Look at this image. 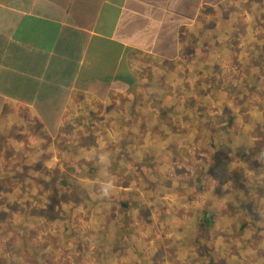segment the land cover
<instances>
[{"label": "crops", "instance_id": "crops-1", "mask_svg": "<svg viewBox=\"0 0 264 264\" xmlns=\"http://www.w3.org/2000/svg\"><path fill=\"white\" fill-rule=\"evenodd\" d=\"M259 18L264 24V0H0V264L21 261V255H12L6 237L12 234L11 227L21 231L30 221L24 213L38 198L32 193L33 179L42 188L49 180H69L66 175H73L64 172V163L82 158L90 165L86 181L79 182L82 188L98 197L101 185L112 179L111 193L128 195L127 185L112 172L110 159L100 161L104 179L97 183L95 155L112 147L122 130L130 131L127 121L132 110L123 102L125 97L135 90L150 93L151 86L160 83L177 86L181 81L189 93L206 86L211 94L206 98L211 99H223L228 81L237 97L241 93L248 101L255 92L260 94L254 112L250 107L218 104L217 111L196 126L199 147L213 151L194 147L178 159L192 162L204 184L231 176L232 191L220 199L221 207L230 199L243 204L246 222L241 225L264 228V79L260 75L264 25L255 26ZM121 74L133 77L134 87L113 86ZM253 117L258 122H252ZM66 126L74 130L71 138L64 135ZM67 144L78 149L65 153ZM85 147L91 150L82 156L79 148ZM67 180L63 187L75 188ZM194 190H177L176 199L161 197L155 212L150 210L157 204L142 203L144 193L137 190L129 198L140 204L141 218L132 222V231L127 232L123 222L104 221L101 230L88 235V242L97 248L103 242L114 264H130L131 256L136 259L133 264H170L163 263L154 248L138 246L142 241L150 247L151 237L157 235L168 246L177 244L173 253L182 263L185 251L178 226L183 228L186 222L176 219L175 213L212 199L207 190ZM73 239L85 243L86 249V240ZM132 242L136 252L131 255L123 247ZM26 245L24 239L14 251L21 248L27 259L49 264L47 256ZM89 249V254H82L88 259L93 255Z\"/></svg>", "mask_w": 264, "mask_h": 264}, {"label": "rangeland", "instance_id": "rangeland-1", "mask_svg": "<svg viewBox=\"0 0 264 264\" xmlns=\"http://www.w3.org/2000/svg\"><path fill=\"white\" fill-rule=\"evenodd\" d=\"M259 15L263 16L260 13ZM259 20L260 18L256 19V27L264 25L260 24ZM260 75L264 79V70ZM177 84V86L153 84L151 87L154 91L150 93L141 95L145 90H141L140 94L135 90L129 98L126 96L124 101L120 99L132 110L131 113L129 112L127 121L130 131L122 130L123 133L118 141L113 142L112 147L105 148L95 155L96 179L97 183L104 179L102 173L104 165L102 166L100 161L103 158L110 159L112 172L119 174V183L126 184L129 189L127 196L124 192L117 191L108 196L96 197L95 194L82 188L79 182L86 181L84 177L88 174L90 167L89 162L82 158L76 162L64 163V172L68 171L66 174L73 175L71 178L66 175L69 180L66 178L58 181L49 180V183H45L42 188L39 182L33 179L32 193L38 197L35 199L36 205L26 214L23 212L30 221L26 220L25 228L21 229L22 232L19 227H11L12 234L6 237L12 255L22 256L17 264H29L30 261L34 264L42 263L40 258L27 259L21 248L14 251L18 244H24V239L27 243L26 247L37 249L41 257L47 256L45 261L49 264H94L95 261L96 264H114V258L109 251L104 250L103 242L100 243V246L102 245L100 248H97L93 242H88L89 234L94 235L97 228L101 230L104 221L112 224L111 220H116L115 224L123 222L127 232H131L132 222L141 218L137 215L139 203L136 202L138 201L129 198L133 193H137V190L138 193H144L142 203L145 202L150 206L157 204L156 209L150 210L155 212L159 208L161 197L173 195L176 199L177 190L190 189H195L194 191L197 192L207 190L212 199L203 204L191 205L188 209H180L178 213H175L176 219L186 222L182 223L183 228L181 224L178 226L179 232L183 234L180 240L181 249L185 251V256L180 258L182 263L175 260V256L180 255L173 253L177 244L174 243L173 247L168 246L169 243H166L165 239L157 240V235L151 237L150 247L142 241L138 246H143L149 251L154 248V253L163 263L186 264L185 262L189 260V264H264V228L259 230L241 225L246 222L242 220L243 204L230 199L223 204L224 207H221L220 199L232 191L231 188L229 189L231 176L226 179H209V184H204L205 179L194 171L192 162H184L183 158L178 159L194 147H198L195 149L201 152L213 151L210 147H199L200 131L196 129V126L200 122L207 121L206 116L214 114L218 104L250 107L254 112L257 108L256 103H259L260 94L255 92L253 99L249 98L248 101L241 93L237 97L235 88L228 81L223 88V99L221 100L219 96L211 99L206 98L211 96L206 86L197 87L194 93H189V88L184 87L181 81ZM136 112H139L141 117L136 115ZM252 122L258 121L253 117ZM64 130V135L71 138L73 129L66 126ZM48 133L54 135V131H48ZM62 136L63 133L59 135V139ZM204 143L207 141L205 140ZM77 149L78 147L67 144L65 153ZM88 150H91V147L79 148L80 152H78L85 156ZM97 150L100 149L97 148ZM65 180L71 182L75 188L63 187ZM131 182L138 186H134ZM51 184H57V187H52ZM202 194L207 193L202 192ZM211 202L213 207L210 208ZM103 204L107 205L105 210ZM36 220L38 225H35ZM1 230L0 221V232ZM73 238L86 240V249L85 243L75 242ZM30 240L33 242L31 243ZM41 246L48 251V255L45 251L41 253ZM129 246L131 250L127 247L123 248L132 255L136 252L135 246L133 242ZM189 246L191 249H188ZM88 249L93 253L95 260L93 255H89V259L82 256L88 253ZM166 254L170 258L165 257ZM200 255H202L201 258ZM128 261L133 264L136 259L131 256Z\"/></svg>", "mask_w": 264, "mask_h": 264}, {"label": "trees", "instance_id": "trees-1", "mask_svg": "<svg viewBox=\"0 0 264 264\" xmlns=\"http://www.w3.org/2000/svg\"><path fill=\"white\" fill-rule=\"evenodd\" d=\"M119 75L120 74H118L117 76H119ZM133 81H134L133 77L128 76L127 78H124L122 76V74H121V76L118 78V83L117 84H113V86L119 85L122 88H129L130 86L134 87L133 85H135L134 84L135 82H133Z\"/></svg>", "mask_w": 264, "mask_h": 264}, {"label": "clouds", "instance_id": "clouds-1", "mask_svg": "<svg viewBox=\"0 0 264 264\" xmlns=\"http://www.w3.org/2000/svg\"><path fill=\"white\" fill-rule=\"evenodd\" d=\"M113 189H114V182L112 179H108L105 183L101 185V194L103 196H108L110 195Z\"/></svg>", "mask_w": 264, "mask_h": 264}]
</instances>
